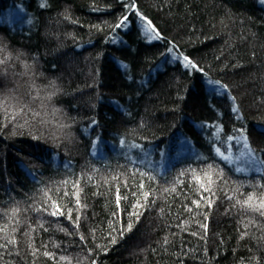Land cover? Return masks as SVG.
<instances>
[{"label": "trees", "instance_id": "16d2710c", "mask_svg": "<svg viewBox=\"0 0 264 264\" xmlns=\"http://www.w3.org/2000/svg\"><path fill=\"white\" fill-rule=\"evenodd\" d=\"M262 201L264 0H0V264H264Z\"/></svg>", "mask_w": 264, "mask_h": 264}, {"label": "snow or ice", "instance_id": "6c2138e0", "mask_svg": "<svg viewBox=\"0 0 264 264\" xmlns=\"http://www.w3.org/2000/svg\"><path fill=\"white\" fill-rule=\"evenodd\" d=\"M123 23V21H121V24ZM119 26V25H117ZM153 31H155V29H153ZM185 60L187 61V58H185ZM190 65L191 67L195 68L196 66L194 64H191L190 61L187 62V65L188 66ZM251 197L249 198V201H251ZM258 209H264V201H262L259 205H258ZM57 211H59V209H57ZM56 213L54 212L53 215H55Z\"/></svg>", "mask_w": 264, "mask_h": 264}, {"label": "rangeland", "instance_id": "374dc122", "mask_svg": "<svg viewBox=\"0 0 264 264\" xmlns=\"http://www.w3.org/2000/svg\"><path fill=\"white\" fill-rule=\"evenodd\" d=\"M244 148H245V146H244ZM245 151V150H244Z\"/></svg>", "mask_w": 264, "mask_h": 264}]
</instances>
